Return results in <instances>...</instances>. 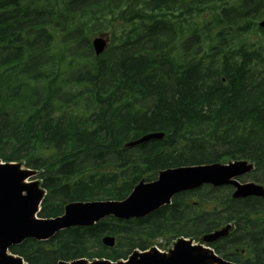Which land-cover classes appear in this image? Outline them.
Returning a JSON list of instances; mask_svg holds the SVG:
<instances>
[{"label": "trees", "instance_id": "trees-1", "mask_svg": "<svg viewBox=\"0 0 264 264\" xmlns=\"http://www.w3.org/2000/svg\"><path fill=\"white\" fill-rule=\"evenodd\" d=\"M263 6L0 0V158L37 170L46 190L38 215L56 217L71 201L122 200L140 180L184 165L247 159L252 180L264 184ZM100 34L110 44L95 56L91 39ZM149 132L164 137L125 147ZM230 190L204 185L145 217H107L10 251L29 264L115 261L179 236L198 241L234 222L215 251L264 264L263 245L252 254L263 233H247L256 208L231 199ZM258 212L263 219L264 208ZM105 235L115 237L114 247L102 244Z\"/></svg>", "mask_w": 264, "mask_h": 264}, {"label": "water", "instance_id": "water-1", "mask_svg": "<svg viewBox=\"0 0 264 264\" xmlns=\"http://www.w3.org/2000/svg\"><path fill=\"white\" fill-rule=\"evenodd\" d=\"M264 27V18L259 22ZM96 54H100L107 45L102 36L93 40ZM162 132H151L127 142L126 147L134 146L152 139H161ZM252 170L246 161H234L227 164H205L178 166L161 170L155 181H140L122 201L72 202L65 206L64 213L56 218H37L39 205L44 191L37 181H27L34 171L23 169L19 163L0 162V264H28L20 256L9 253L12 245H18L27 238L47 240L61 229L71 226L92 225L107 215L129 219L142 217L160 206L169 203L178 192L191 190L204 183L213 185L232 184L236 190L233 197L246 195L264 196V188L254 183L240 184L234 178ZM230 225L206 234L204 243H210L228 234ZM114 238L106 236L102 242L114 245ZM125 260L87 261L78 259L58 264H238L217 256L213 250L203 244H193L186 238H179L168 252L156 247L148 251L135 250Z\"/></svg>", "mask_w": 264, "mask_h": 264}, {"label": "flooded vegetation", "instance_id": "flooded-vegetation-1", "mask_svg": "<svg viewBox=\"0 0 264 264\" xmlns=\"http://www.w3.org/2000/svg\"><path fill=\"white\" fill-rule=\"evenodd\" d=\"M255 201L259 202L260 205L264 208V201H260V200H255ZM260 213H262V212H260ZM260 213H259V215H261ZM250 229H251V234H252V232H254L255 235L263 233L262 240H260V241H263V239H264V220H262V222L260 223L257 221V219H255L254 221H252ZM255 250L256 251L258 250L257 246L255 247Z\"/></svg>", "mask_w": 264, "mask_h": 264}, {"label": "rangeland", "instance_id": "rangeland-1", "mask_svg": "<svg viewBox=\"0 0 264 264\" xmlns=\"http://www.w3.org/2000/svg\"><path fill=\"white\" fill-rule=\"evenodd\" d=\"M251 39L252 40H255L257 38V36H254V35H250ZM1 160V158H0ZM2 161V160H1ZM244 181H247L249 180L247 177L243 179ZM175 243V239H171L169 240L167 243H166V249L164 250L165 252H168L169 249L172 248L173 244Z\"/></svg>", "mask_w": 264, "mask_h": 264}, {"label": "bare ground", "instance_id": "bare-ground-1", "mask_svg": "<svg viewBox=\"0 0 264 264\" xmlns=\"http://www.w3.org/2000/svg\"><path fill=\"white\" fill-rule=\"evenodd\" d=\"M164 67V66H163Z\"/></svg>", "mask_w": 264, "mask_h": 264}]
</instances>
